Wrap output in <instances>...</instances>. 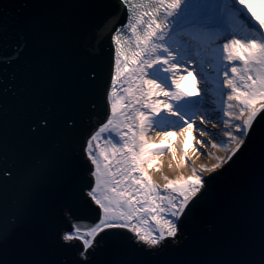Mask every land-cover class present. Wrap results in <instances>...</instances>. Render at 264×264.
<instances>
[{"label":"water","instance_id":"95a60500","mask_svg":"<svg viewBox=\"0 0 264 264\" xmlns=\"http://www.w3.org/2000/svg\"><path fill=\"white\" fill-rule=\"evenodd\" d=\"M116 0H0V264H264V112L157 246L99 218L86 142L109 110ZM135 235H133V234Z\"/></svg>","mask_w":264,"mask_h":264},{"label":"snow or ice","instance_id":"6c2138e0","mask_svg":"<svg viewBox=\"0 0 264 264\" xmlns=\"http://www.w3.org/2000/svg\"><path fill=\"white\" fill-rule=\"evenodd\" d=\"M119 2L127 15L111 37L114 74L107 95L110 115L87 140L85 149L94 178L87 195L98 207L99 218L86 227L76 223L73 231L63 236L65 241H81L82 257L106 229H127L150 246L177 236L178 221L204 180L194 170L193 177L181 184L169 181L161 190L144 165L153 153H163L166 146L150 148L145 137L158 128L163 131L165 126L178 127L182 133L192 127V117L204 106L210 83L226 96L222 101L223 115L228 117L225 127L231 121H240L231 125L235 134L226 133L236 143L232 155L264 112V12L256 10H264V0ZM204 33L213 37L207 45L197 38ZM202 49L216 61L215 81L205 73ZM182 61L197 62L204 96L193 75L196 68L189 70ZM221 66L223 79L219 80ZM188 77L193 78L192 83L182 86ZM225 88L227 93L223 92ZM170 116L178 120L172 121ZM204 122L201 120V124Z\"/></svg>","mask_w":264,"mask_h":264},{"label":"bare ground","instance_id":"6f19581e","mask_svg":"<svg viewBox=\"0 0 264 264\" xmlns=\"http://www.w3.org/2000/svg\"><path fill=\"white\" fill-rule=\"evenodd\" d=\"M258 12H264V10L260 9L259 7H257L256 9ZM197 38L200 39L203 43H208L213 37L208 34V33H204V34H198ZM207 45V44H206ZM112 50H113V55H114V46L112 45ZM202 59H204V64L206 62V64L204 65V68L206 69L205 73L208 75V78L210 81H215V75H217V64L216 61L213 60L210 56V54L208 53V51L206 49H202ZM211 60V63H209L208 61ZM182 63H185L182 61ZM192 68H196V72H199V68L197 67V63H195L193 65V63L191 64ZM222 68V66H221ZM214 70V72L209 73L208 71ZM222 70V69H221ZM195 73V72H194ZM186 74V73H185ZM220 80L223 79V74L222 71H220L219 73V77ZM192 77H188V79L186 81H182V86H189L192 83ZM197 82L199 83V87L201 89V95L204 96L203 93V85H202V81L201 79H199L197 77ZM212 86V84L210 85ZM216 87V86H215ZM226 89V88H225ZM226 93V91L224 92ZM215 91L214 88L209 87V92L207 96H204V100H203V104L206 107V99L210 98V95H214ZM221 98H226V96L221 95ZM194 99H199L198 97H194ZM109 104V103H108ZM217 105H214L212 103L211 105V109L212 111H216V107ZM110 107V106H109ZM208 107V106H207ZM204 107L199 108L196 112H201L205 111ZM209 110V109H208ZM207 110V111H208ZM110 115V109L108 110V115L107 117ZM162 115V114H161ZM168 113H164V115L162 116H168ZM106 117V119H107ZM106 119L103 122H99L97 124V127L94 129V131L89 135V138L91 137V135H93L98 128L106 122ZM170 119H174L176 120L177 117L176 116H170ZM161 129H156L155 131L149 132L145 139L148 140V142L150 143V148H156V147H160V146H166V150L163 153H153L151 155V159L148 161L147 164L144 165V167L148 170V176L151 177V180L154 184L158 185L159 188L161 190L164 189V186L169 182L172 181L176 184H181L183 183L184 180H186L190 174H191V168H190V158H189V154L191 152V156L195 159L196 154L194 153L193 150V144L195 142L194 140V135L196 134V128L191 132H186L185 131L182 133L180 130H176L175 132H170V134L168 136H172L170 138H162L160 133ZM189 130V128L187 129ZM152 140H156V142H152ZM159 140V141H158ZM220 144L216 143V146H219L217 148L218 150V156L221 155V157H225V159L227 160V158L229 156L232 155L233 150H231V148L226 151L225 146L222 144V142H218ZM204 143L203 148L205 149V153L203 155H206L208 151L212 150V147H208L206 144ZM216 156V157H218ZM204 159V157H203ZM207 175V174H206ZM203 177V176H201ZM205 177V176H204ZM203 177V179H204ZM170 191V190H169ZM164 194H168V192H164ZM192 198V197H191ZM191 200V199H190ZM147 227V225H146Z\"/></svg>","mask_w":264,"mask_h":264},{"label":"rangeland","instance_id":"374dc122","mask_svg":"<svg viewBox=\"0 0 264 264\" xmlns=\"http://www.w3.org/2000/svg\"><path fill=\"white\" fill-rule=\"evenodd\" d=\"M216 101H218V99H216ZM220 107L223 108L224 105H222ZM210 116H211V114H210ZM210 116H206V117L208 119H212V118H209ZM215 123H214V126H216L217 128H220V126L215 124ZM207 125H209V124H207ZM200 129L201 130L198 131V137H197V141L195 144L196 146L193 149L195 151V153L197 154L195 159L191 156L192 155L191 152L189 154H187V155H189V158H190V168H191V174L188 178L193 177V171L194 170L197 174H199L200 176H203V175H206L207 173L211 172L212 170L216 169V168H214L215 164L220 163L221 161H226L224 156L221 157V155L220 156L217 155L218 154V150H217L218 146L215 147V146H213L214 144L211 143V141L217 142L219 140L216 132L215 131L213 132L211 129H209L205 125L200 126ZM175 131L176 130H172V129L168 128V126H167L165 130H163V131L160 130V134H161L162 138L165 137V139H166L167 137L170 138L172 136H168L169 134L165 135L164 132L170 133V132H175ZM202 131L205 133L204 135H201ZM233 134H235V133L233 132ZM203 136L208 137L207 138L208 140H205V138H203ZM210 138H212V139H210ZM202 141H207V143H206V144H208L207 146L212 147V150L206 152L207 153L206 155H203V152L205 153V149H204L205 147L203 148L204 144L203 145L201 144ZM209 141H210V143H209ZM229 141L230 142H226L224 144L226 151H228L230 148L231 149L236 148V143L231 141V140H229ZM152 142H156V140H152ZM149 146H150V143H149ZM199 151H201V152H199ZM216 156H218V157H216ZM203 157H204V159H203ZM224 163L225 162L221 163V166ZM205 169H207V170H205Z\"/></svg>","mask_w":264,"mask_h":264}]
</instances>
